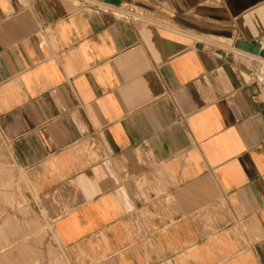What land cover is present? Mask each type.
I'll return each instance as SVG.
<instances>
[{
    "label": "crops",
    "instance_id": "0c3cea01",
    "mask_svg": "<svg viewBox=\"0 0 264 264\" xmlns=\"http://www.w3.org/2000/svg\"><path fill=\"white\" fill-rule=\"evenodd\" d=\"M103 1L0 0V264H264V0Z\"/></svg>",
    "mask_w": 264,
    "mask_h": 264
},
{
    "label": "rangeland",
    "instance_id": "374dc122",
    "mask_svg": "<svg viewBox=\"0 0 264 264\" xmlns=\"http://www.w3.org/2000/svg\"><path fill=\"white\" fill-rule=\"evenodd\" d=\"M83 3H88L90 5H97L106 7V2L103 0H81ZM102 1V2H100ZM198 40H201L202 43L206 44L209 47H214L216 49H219L223 52L230 53L232 55L230 61L233 62L235 67H238L241 71L246 73L247 77L251 78L252 80H256L258 83L264 82V76L263 80L260 79L259 75H261L262 70L261 67L263 66V61L258 57H253L247 54H242L233 48L234 45L232 43V39L227 38H218V37H201L198 38Z\"/></svg>",
    "mask_w": 264,
    "mask_h": 264
},
{
    "label": "water",
    "instance_id": "95a60500",
    "mask_svg": "<svg viewBox=\"0 0 264 264\" xmlns=\"http://www.w3.org/2000/svg\"><path fill=\"white\" fill-rule=\"evenodd\" d=\"M235 45L238 49L264 57V47H262L259 43L237 41Z\"/></svg>",
    "mask_w": 264,
    "mask_h": 264
},
{
    "label": "bare ground",
    "instance_id": "6f19581e",
    "mask_svg": "<svg viewBox=\"0 0 264 264\" xmlns=\"http://www.w3.org/2000/svg\"><path fill=\"white\" fill-rule=\"evenodd\" d=\"M250 54H251V53H250ZM253 55H255V54H253ZM258 56H260V55H258ZM258 56H257V57H258ZM260 57H261V56H260ZM263 58H264V57H263Z\"/></svg>",
    "mask_w": 264,
    "mask_h": 264
}]
</instances>
